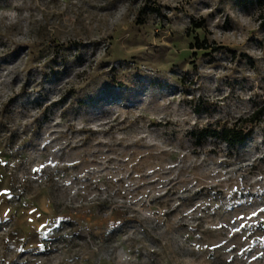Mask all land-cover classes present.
<instances>
[{"label": "rangeland", "instance_id": "374dc122", "mask_svg": "<svg viewBox=\"0 0 264 264\" xmlns=\"http://www.w3.org/2000/svg\"><path fill=\"white\" fill-rule=\"evenodd\" d=\"M0 264H264V0H0Z\"/></svg>", "mask_w": 264, "mask_h": 264}, {"label": "trees", "instance_id": "16d2710c", "mask_svg": "<svg viewBox=\"0 0 264 264\" xmlns=\"http://www.w3.org/2000/svg\"><path fill=\"white\" fill-rule=\"evenodd\" d=\"M198 47L208 48L209 46L204 43H198ZM259 113H260L259 109L255 110L251 115L243 118V120L246 123L250 122L252 124L254 118ZM236 125L234 126L223 125L222 128H211V127L201 128L195 133V135L197 136V133H199L200 135H218L228 143H234V141H236L237 143H242L246 139L247 134L251 132V128L247 132H244V130H242V127H238Z\"/></svg>", "mask_w": 264, "mask_h": 264}]
</instances>
